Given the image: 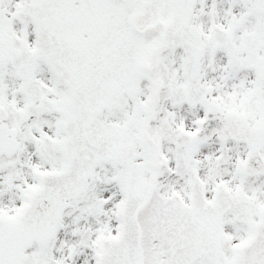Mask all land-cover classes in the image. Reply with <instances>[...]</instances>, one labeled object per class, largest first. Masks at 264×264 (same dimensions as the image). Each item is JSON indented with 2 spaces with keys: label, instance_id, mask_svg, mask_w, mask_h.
Listing matches in <instances>:
<instances>
[{
  "label": "snow or ice",
  "instance_id": "6c2138e0",
  "mask_svg": "<svg viewBox=\"0 0 264 264\" xmlns=\"http://www.w3.org/2000/svg\"><path fill=\"white\" fill-rule=\"evenodd\" d=\"M0 264H264V0H0Z\"/></svg>",
  "mask_w": 264,
  "mask_h": 264
}]
</instances>
